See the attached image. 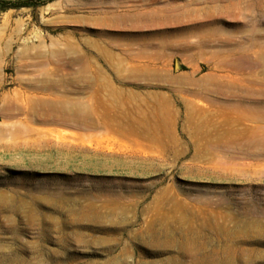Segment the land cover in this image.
<instances>
[{
    "label": "rangeland",
    "instance_id": "rangeland-1",
    "mask_svg": "<svg viewBox=\"0 0 264 264\" xmlns=\"http://www.w3.org/2000/svg\"><path fill=\"white\" fill-rule=\"evenodd\" d=\"M1 8L0 264H264V0Z\"/></svg>",
    "mask_w": 264,
    "mask_h": 264
},
{
    "label": "bare ground",
    "instance_id": "bare-ground-1",
    "mask_svg": "<svg viewBox=\"0 0 264 264\" xmlns=\"http://www.w3.org/2000/svg\"><path fill=\"white\" fill-rule=\"evenodd\" d=\"M189 214L192 215V217H193L192 219H193V220L197 218V217H196V214H194V213H189ZM169 230H170V229H169ZM193 230H194V229H193ZM186 232H187V231H186ZM191 232H192V231H191ZM171 233H172V231H171ZM166 234H167V233H166ZM166 234H162V235H159V236H153V238H154V242H152V243H155L156 241H157V242H158V241H159V242L162 241V238H161V237H163V236L166 237ZM188 234H189V233H188ZM152 235H153V234H152ZM173 235H174V234H173ZM173 235H172V237H173ZM186 235H187V234H186ZM167 236H168V235H167ZM188 236H189V235H188ZM188 236H187V237H188ZM172 237H171L170 235L168 236V242H170V240L172 239ZM187 237H186V238H187ZM179 239H180V237H179ZM179 239H177L176 236L173 238L174 241H176V240L178 241ZM173 240H172L171 242H172V243H175V242H173ZM177 241H176V242H177ZM179 241H180V240H179ZM208 241H209V240L204 241V242L201 244L200 248L198 247V246H199V245H198L197 247H198L199 249L196 250V251L194 250L195 252H193L192 249L188 248V249H189L188 252H190V253L193 254V255H194V254H195V255L201 254V253H200L201 250H202V249H205V247L207 246V243L209 244ZM189 242L191 243L190 247L194 248V247L196 246L194 241L191 242V240H190ZM184 243H185V242H184ZM197 244H198V243H197ZM168 245H169V244H168ZM168 245H167V246H168ZM154 246H156V245H154ZM176 246H177V245H176ZM187 246H189V245H187ZM179 247H180V246H179ZM196 249H197V248H196ZM207 255H208V254H207ZM210 255H211V254H210ZM201 257H202V258H205L204 253L201 254ZM207 257H208V256H207ZM197 258H198V257H197ZM206 259H207V258H206ZM193 260H194V259H193ZM199 260H200V259H199Z\"/></svg>",
    "mask_w": 264,
    "mask_h": 264
},
{
    "label": "trees",
    "instance_id": "trees-1",
    "mask_svg": "<svg viewBox=\"0 0 264 264\" xmlns=\"http://www.w3.org/2000/svg\"><path fill=\"white\" fill-rule=\"evenodd\" d=\"M6 8H1L0 11H4Z\"/></svg>",
    "mask_w": 264,
    "mask_h": 264
}]
</instances>
